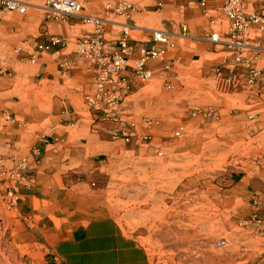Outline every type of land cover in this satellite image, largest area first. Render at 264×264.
I'll use <instances>...</instances> for the list:
<instances>
[{"label":"rangeland","instance_id":"obj_1","mask_svg":"<svg viewBox=\"0 0 264 264\" xmlns=\"http://www.w3.org/2000/svg\"><path fill=\"white\" fill-rule=\"evenodd\" d=\"M19 1L28 7L23 13L11 12L14 15L28 14L73 26L68 35L62 29L54 30L55 36L69 43L66 53L75 52L77 38L92 34L96 28L103 30L109 42L121 37L124 30L131 38L144 36L142 29L179 34L178 22L189 21V10L181 12L178 0H130L133 9L127 15L113 14L106 8L107 3L120 0H79L82 14L99 18V23L71 16L56 18L39 9L46 0ZM122 23L130 27L124 29ZM188 23L187 37H173V41L201 53V60L191 67L198 72H174L176 69L164 63V55L153 76L141 81L143 88L132 91L120 116L131 126L132 139L145 137L138 142L148 152L140 157L125 153L98 195L100 210L114 216L125 234L134 235L146 247L153 264H209V257L211 263L216 261L224 248L216 242L221 238L230 242L239 230V214L245 208V188L239 187V181L264 178V91L254 85V98L248 90L232 95L221 88L217 77L210 76L211 72H200L204 65L218 64L221 55L201 47L211 34L201 27L207 24L206 19ZM210 27L220 32L219 24ZM208 46L222 48L213 43ZM159 72L166 76L160 79ZM174 73L179 77L173 78ZM89 87L90 77L67 81L66 91L57 83L27 87L21 93V103L27 106L32 124L26 127L42 133L50 143L61 133L77 132L76 125H69L76 119H82L88 132L96 125V121L91 123L92 113L85 100ZM61 109L67 113L54 116ZM8 143L12 140L4 141ZM13 144L26 148L33 141ZM0 152L13 162L0 163V264H53L49 235L52 229L60 232L76 224L69 213L79 204H66V197L74 191L56 187L61 186V172L51 165V158H47L37 181L26 170L27 162L34 168L39 161L38 152L31 157L27 152L11 154L10 147L0 148ZM19 164L20 176L12 177ZM93 186L90 180L84 190L90 192ZM82 204L83 208L90 206V199Z\"/></svg>","mask_w":264,"mask_h":264},{"label":"crops","instance_id":"obj_2","mask_svg":"<svg viewBox=\"0 0 264 264\" xmlns=\"http://www.w3.org/2000/svg\"><path fill=\"white\" fill-rule=\"evenodd\" d=\"M177 3L181 12L184 9L189 10V21L206 19L207 24H202L201 27L210 32H213L210 25L217 23L221 27L219 32L221 37L228 39L224 34L228 22L220 11L221 0H178ZM244 3L246 11H254L261 6L260 3H254V0H244ZM1 9L0 0V148L10 147L11 154L27 152L30 157L38 152L40 159L36 162V166L34 165L32 168L27 162L28 168L26 170L28 173H32L33 178L35 177L37 181H39V172L44 169L47 158H51V165L61 172V186L56 187L67 188L70 193L74 191L72 196L66 197V204L71 206V201L79 204L78 207L74 206V210L69 213L73 215L71 218L76 224L70 229L60 232L52 229L49 235L53 239L50 247L53 264H153L146 247L139 243L134 235L125 234L116 218L105 214L98 207V195L104 190L112 171L120 165V158L125 157V153H129L133 157L147 154L148 151L141 148V144L138 142L145 137L135 136L131 141L126 142L120 137V130L122 128L130 130L131 126L124 123L122 117H120V122H112L96 119L92 114L91 123L96 121L94 124L103 128L96 129L94 128L96 125H92V127L90 126L91 129L85 132L86 127L81 122L82 119H76L69 125H76L77 132L61 133L56 136L55 141H52L53 143H50V139L42 133L36 134L34 130L26 127L32 124L29 121V115L26 114L25 108L27 106L21 103V93L27 87L57 83L66 91L67 81L80 82L90 77V91L93 87L95 73L93 66L87 61H83L75 52H65L69 43H66L62 48L53 47L48 51H41L37 47L40 44H47L49 38L55 35L54 30L62 29L68 35L72 25L68 23L57 24L28 14L17 16ZM215 12L220 14L215 15ZM72 18L75 19V17ZM189 21L181 19L177 25L180 27L184 23L189 31L191 27ZM160 23L166 24L162 21ZM99 29L105 39V33L101 28ZM134 30L139 29L134 28ZM141 31L146 32V34L139 38L129 37L130 40L137 46L150 47V32L147 29ZM118 38L116 37L115 40L109 42L105 41L111 48H116ZM174 43L173 47L166 50L164 63L171 69H176L174 72H198L196 69L192 70L191 67L195 62L201 60V53L195 52L189 46H182L178 42ZM210 44L212 43L204 41L201 42V47L206 52L219 53L221 55L218 58L219 62L216 65H204L198 70L204 73L211 72L210 76L217 77L213 73L215 66H222L223 74L227 75L233 60L232 47L225 45L220 50H216L208 46ZM137 56L138 54L135 53L132 57L136 58ZM157 66L158 60L151 59L147 64L151 71H154ZM234 72L238 77L237 84L232 87L221 88L232 95H239L242 91L248 90L249 97L254 98V83H246L245 70L237 66L234 68ZM152 73L154 74V72ZM165 76L164 72H159L160 79ZM172 77L178 78L179 74L174 73ZM255 86L258 88L257 90L264 91V83H256ZM259 86H261L260 89ZM142 88V82L136 80L132 91L138 92ZM132 91L121 104V112L128 107L125 103ZM55 112L57 113L54 116L67 113L66 109ZM10 125H12V129H10ZM8 140H12V143L4 144V141ZM23 140L33 141V144L26 148L14 146L15 141ZM0 156H3V159L0 160L1 164L11 162L4 157L3 152H0ZM53 161L54 163H52ZM40 166L41 168H39ZM6 174H9V170ZM90 180H93L94 186L90 192L85 191V185ZM56 187L52 188L56 189ZM239 187L245 188V208L239 214V218L242 219L251 214L253 197L258 194L264 196V178L257 176L240 180ZM89 199L90 206L83 208V201ZM261 212H264V205L261 206ZM238 228L239 230L231 238V241L226 240L228 245L223 248L216 261L211 263L212 259L209 257V264H261L260 255L264 253V237L257 236L255 233L253 235L249 230L242 227L238 226Z\"/></svg>","mask_w":264,"mask_h":264},{"label":"built area","instance_id":"obj_3","mask_svg":"<svg viewBox=\"0 0 264 264\" xmlns=\"http://www.w3.org/2000/svg\"><path fill=\"white\" fill-rule=\"evenodd\" d=\"M261 6L254 11H246L244 0H221L220 11L228 22L224 33L228 39L222 38L217 31L211 32L204 40L216 44L232 47V65L229 73L223 74V67L216 66L215 72L221 87H232L237 84L238 77L234 68L240 66L245 70L247 84L264 83V0H254ZM2 9L7 12L23 13L28 4L19 0H1ZM106 8L113 14L127 15L133 9L130 0H120L116 3H107ZM39 9L52 14L56 18L75 17L99 23L100 19L82 14L83 6L79 0H46ZM124 29L129 28L123 24ZM182 33H171L161 29H149L150 47H140L132 43L124 30L117 39V47L111 48L105 41L99 28L92 34L78 37L75 41V53L93 66L95 79L93 87L86 95L88 110L99 120L120 122L121 104L130 95L136 80L146 81L152 77V71L147 67L149 60H162L166 50L175 45L173 37H187L186 24L180 25ZM252 35V36H250ZM66 40L60 36L52 35L47 44L38 45L41 51H48L55 46L63 47ZM137 53L138 56H132ZM252 116V115H251ZM148 123H150L148 121ZM120 134L124 141L132 140L129 129L122 128ZM25 166V160H22ZM20 164L11 173L19 177ZM264 196L255 195L252 199V212L238 222V226L264 237ZM217 247L227 246V241L221 238L216 242ZM261 264H264V253L260 255Z\"/></svg>","mask_w":264,"mask_h":264}]
</instances>
